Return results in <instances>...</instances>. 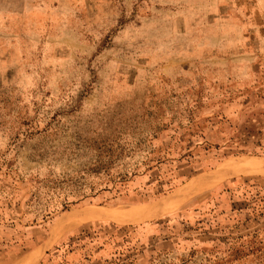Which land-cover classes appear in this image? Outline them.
<instances>
[{"label":"rangeland","instance_id":"rangeland-1","mask_svg":"<svg viewBox=\"0 0 264 264\" xmlns=\"http://www.w3.org/2000/svg\"><path fill=\"white\" fill-rule=\"evenodd\" d=\"M248 158L264 0H0V264H264V174L204 189Z\"/></svg>","mask_w":264,"mask_h":264},{"label":"bare ground","instance_id":"bare-ground-1","mask_svg":"<svg viewBox=\"0 0 264 264\" xmlns=\"http://www.w3.org/2000/svg\"><path fill=\"white\" fill-rule=\"evenodd\" d=\"M236 173L264 174V160L257 159V158H248V159H239V160H236L234 162H231L226 166L225 169L218 171L216 173L215 172L212 173L210 176L206 177L207 179L202 178V179H205V183H206L204 189L209 188V187L217 184L218 182H220L222 179L227 178L229 176H232ZM195 183L196 182H193V184H195ZM193 184H191L192 186L189 188L183 187V188L177 190V192H175L174 195L165 199L161 203L154 204V205H151V206L145 208V210H143L144 212L141 211L140 214H138L135 217L121 216L119 218H117V217L114 218L112 215H116V216L118 215V213L114 210L88 209V212L85 215L79 214L78 216L76 215V216H70V217L66 218L62 222L59 229L62 230L65 226H73L77 223L88 220L90 217L100 216V215L113 217L119 223H122V224L142 222L145 219H149V218L153 217L158 212H162L163 210L171 207V205L177 203L183 197H186V196L188 197L190 195L189 193L192 192V190L197 186V185H193ZM187 194H189V195H187ZM147 211H149V212H147ZM119 212L121 213V211H119ZM120 215L121 214H119L118 216H120ZM37 255H38L37 253H32L30 256L23 259L19 264H32L35 261Z\"/></svg>","mask_w":264,"mask_h":264},{"label":"trees","instance_id":"trees-1","mask_svg":"<svg viewBox=\"0 0 264 264\" xmlns=\"http://www.w3.org/2000/svg\"><path fill=\"white\" fill-rule=\"evenodd\" d=\"M120 178H121V177H120ZM68 182H69V181H68ZM70 184H72V185H75V184H74V183H72V182H71Z\"/></svg>","mask_w":264,"mask_h":264}]
</instances>
